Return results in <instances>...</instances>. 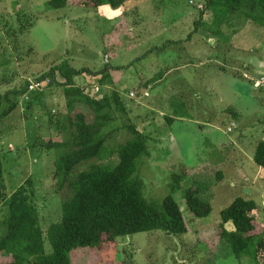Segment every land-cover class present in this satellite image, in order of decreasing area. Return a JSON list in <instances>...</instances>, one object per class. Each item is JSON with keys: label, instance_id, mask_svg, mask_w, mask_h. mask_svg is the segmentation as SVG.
Returning a JSON list of instances; mask_svg holds the SVG:
<instances>
[{"label": "rangeland", "instance_id": "rangeland-1", "mask_svg": "<svg viewBox=\"0 0 264 264\" xmlns=\"http://www.w3.org/2000/svg\"><path fill=\"white\" fill-rule=\"evenodd\" d=\"M47 1L0 0V94L19 88L21 82L37 78L60 63L95 73L104 69L108 62L103 55H109L110 67H120L124 74H116V83L105 85L107 88L103 86L101 92H118L130 111L132 124L148 136L150 156L141 161L137 172L143 182V195L150 202L160 203L170 194L188 230L181 236L153 231L118 238L114 250L109 248L110 245L95 251L78 248L73 253L72 264H255L248 257L236 258L221 240L219 214L234 201L253 203L258 218L254 221L252 234L264 239V181H259L260 169L255 163L257 171L256 167L244 168L248 178L245 182L242 175L240 177L237 172L229 170L232 165L225 163L222 167L220 161L222 157H228L226 148L246 146L247 149L264 138V126L260 127L263 124L253 120V117L263 119L264 116V106L260 108L255 100L260 96L264 101V83L261 88L258 85L264 75L258 69H251L252 73L246 76L251 78L243 83L238 81L236 85L228 68L223 72L209 62L200 68L194 61L197 83H192L188 89L168 84L157 95L159 101L169 99L173 106L169 104L171 111L181 106L178 109L182 115L180 120L169 125L163 120L155 122L158 113H151V108L146 106L151 105L150 101L159 88L154 87L146 106L139 107L129 97L130 92L136 94L129 80L142 74L145 78L152 77L177 63L183 65L184 59L178 58L187 45L183 47L174 41H181L189 35L193 29V13L202 8L203 0H150L139 4L137 9L130 0L122 10L109 6H101L99 10L74 7L52 10L45 6ZM16 10L21 13L17 15ZM206 20L208 24L212 20L208 11ZM20 26L24 29L18 33ZM163 27L166 29L160 32ZM261 30L235 13L228 23L222 25L221 32L241 43L249 65V59L253 62L257 54L263 55L264 30ZM199 34L195 46L203 50L209 42L206 38L211 37L204 30ZM220 38L217 34L214 39L221 42ZM199 52L202 51L196 50ZM219 61L215 60V63ZM248 65L246 74L250 72ZM169 72L176 76L173 69ZM86 77L82 76L85 85L97 87V81ZM183 77L189 78L190 74L184 72ZM117 78L122 79L118 81ZM233 79L237 81L234 76ZM56 82H61L58 76ZM44 89L40 98L29 100V105L22 98L18 99L14 112L0 121V159L7 195L28 176L35 180L40 224L46 229L58 219L59 203L65 192L55 193L53 179L47 176L49 158L56 156V151L42 152L40 143L56 136L48 123L47 112L60 124H65L63 117L67 111L59 87ZM87 92L93 93V87ZM183 94L187 99L183 100ZM186 100L194 105L188 107ZM153 102L160 107L157 101ZM225 106L240 113L237 129L231 127V119L234 121L236 117L228 118L221 113L220 107ZM80 108L88 115L84 107ZM147 121L152 125L147 126ZM112 127L114 131L106 145L113 149L124 143L129 134L120 128V122ZM59 136L66 138L64 132ZM80 167L77 168L83 169ZM182 174L183 181L176 182L175 179ZM187 188L197 190L210 204L211 212L206 218L195 219L188 213L183 199ZM224 227L228 231L233 229L229 222ZM2 235L3 230L0 237Z\"/></svg>", "mask_w": 264, "mask_h": 264}, {"label": "trees", "instance_id": "trees-1", "mask_svg": "<svg viewBox=\"0 0 264 264\" xmlns=\"http://www.w3.org/2000/svg\"><path fill=\"white\" fill-rule=\"evenodd\" d=\"M128 1L48 0L44 4L52 10L67 7L97 9L100 6L121 9ZM202 3L188 37L200 29L217 32L235 13L264 29V0H203ZM207 11L211 13L212 20L205 25L203 21ZM17 12V15L21 13ZM23 29L20 26L18 33ZM108 70L104 67L91 73L84 68L77 70L60 63L41 76L33 77L40 81L47 78L49 84L44 88L59 87L67 111L63 117L65 124H60L47 112L48 123L56 136L40 143L42 152L56 151V156L49 158L47 176L53 179L55 193L65 192V197L59 203L58 219L43 229L36 202L35 180L28 176L7 195L0 159V231L3 230L0 264H72L73 253L78 248L95 251L110 245L109 248L114 250L118 238L153 231L181 236L188 231L184 217L170 194L160 203L150 202L143 195V182L137 172L141 161L150 156L148 136L132 124L118 92H101V87L112 83ZM84 74L100 77L96 80L100 88L97 94L87 92L91 85L82 82ZM57 76L61 82H56ZM27 80L21 82L19 88L0 94V121L14 112L18 99L29 102L31 98L42 96L43 90L26 93ZM156 80L157 76H154L143 82L144 89L149 90L148 85ZM137 95L134 93V97ZM80 106L87 110L88 115ZM116 122H120V128L126 130L129 137L112 149L106 143L114 131L111 125ZM61 132H64L65 139L59 136ZM253 161L264 168V141L256 145ZM80 166L83 169L77 168ZM183 179L184 174L175 180ZM183 199L188 213L195 219H203L210 214V204L197 190L185 189ZM256 218L257 209L253 203L234 201L219 214V233L236 258L248 257L255 264H264V239L252 234ZM227 222L233 228L231 231L225 230Z\"/></svg>", "mask_w": 264, "mask_h": 264}, {"label": "crops", "instance_id": "crops-1", "mask_svg": "<svg viewBox=\"0 0 264 264\" xmlns=\"http://www.w3.org/2000/svg\"><path fill=\"white\" fill-rule=\"evenodd\" d=\"M133 1H134V5H135L134 9H137L139 7V4L144 3L146 1H150V0H133ZM100 7H98L97 9L99 10ZM121 10H122V8H121ZM232 15H234V14H232ZM232 15H230L228 17V19L225 21V23H228V21ZM196 17H197L196 12H194L193 16H192L193 23L195 22V19H197ZM203 23L205 25H208L207 20H204ZM225 23H223V24H225ZM160 24H162V22H160ZM222 25L219 27L220 30L218 29L217 32H211L210 33L209 31L204 30L205 32L208 33V36H210L211 38H206V40H209V42L206 43V40H205L206 45H205L204 49L203 50L200 49L202 52L196 53V50H198V51H200V50L198 49L197 46H195V44L197 43V40L199 38L197 35H200L199 31H201L203 29L198 30L195 34H192V36H190V37H188V34H187L186 38L181 40V41H174L175 43H178L179 45H182L183 47L185 45H187V47L184 50H181L179 58H178V59H181V58L184 59L183 65L178 66L177 65L178 63H177L174 65V67H165L160 72V74L157 73V74L153 75L152 77L157 76V80L153 84L148 85L150 87V89L149 90L146 89L147 94H148L147 97H143V95H142V93L145 91V89L143 87V82H145L146 80H148L152 77L145 78V77H143V74H142V75L138 76L137 78L135 77V78H132L131 80H129L133 85V90H134L133 92H137V94H138L137 98H134L135 105L144 108L147 104L146 103L147 99L150 97V91L154 87H156V88L158 87L159 90H158L157 94H155L153 99H151V101H150L151 105L146 106L148 108H151L150 109L151 113H155V112L158 113L159 116L156 114L157 116L154 117L155 122L159 121V123H160V120H163L166 124L169 125L175 120H180L182 115L178 112V109L181 106L178 105L177 110L171 111L172 105L169 103V99H166V100L160 99L161 101H159V99H157V95L160 94V92H163L162 88H164L168 84L174 85L175 87L179 86L181 89H182V87H185L186 89H188L192 85V83H197L199 81V79L198 80L196 79L198 76L194 77V75L196 73V70L194 67V63H195L194 61L198 62V65L200 66V68L208 65L207 62H209L210 64H214L217 68H219L223 72H226L225 70L228 68L230 70L229 73L232 75V80L234 81V83L236 85L239 84L238 81H241L243 83V82H245V79L249 80L251 78V77L246 78V76H248L249 74L252 73L251 69H258V72L260 74L264 75V52H263L262 56H261V54H257L256 57H254L253 62H251L250 61L251 59H249V65H248V63L246 61L247 58H245V55H244V48L240 47L241 43L239 44L236 39H235V41H233V39H230L228 34L222 33L221 32ZM164 29H166V27L165 28L163 27V29L160 32H163ZM261 29L264 30L263 28H261ZM217 34H218V36H221V38H220L221 42H217L214 39V38H217ZM215 35H216V37H215ZM136 38L137 37H135V39ZM172 42L173 41H167V43H172ZM195 47H197V49ZM104 58L106 60H108L105 67L110 69L111 80H112V82L116 83V79H115L116 74L120 75V74H124V73L120 67H117V66H114V67L111 66L110 67L109 55L104 54L103 59ZM215 60H221L222 64L219 65L221 61L215 63ZM247 65H248V67H250V70H249L250 72L246 74L245 69H246ZM169 69H173V71L176 73V76H175V74L169 72ZM191 69H193L194 72H192ZM260 70H263V72ZM184 72L189 73L190 77L189 78L183 77ZM85 76H87L86 77L87 79H92V80L94 79L95 82L98 78H100L99 76L91 78L92 76L84 74V77ZM233 76L237 78L236 82L233 79ZM202 78H203V76H202ZM263 78L264 77L262 76V79ZM121 79L122 78H117L118 81H120ZM91 86L95 87V85H91ZM204 86H206V85H204ZM241 86L243 87L244 84H241ZM92 87H90V88H92ZM261 87L262 86H260V88ZM104 88H107V87L104 86ZM101 90H102V87H101ZM99 91H100V88H99ZM182 97H183V100L187 99L184 96V94ZM153 100L157 101L158 105L160 107H158L153 102ZM255 100L257 101L258 106L260 108L264 106V101L260 100V96L255 97ZM186 101H187L186 104L188 107L194 105L192 102H189L188 100H186ZM169 104L171 106H169ZM156 107H158V108H156ZM153 108H156V109L153 110ZM220 108H221L220 109L221 113H223L228 118L236 117V119L234 121H233V118L231 119V121L234 125H236V126H234V129H237L239 127V125L237 123V116L240 117V113H236V112H232V111L226 112V110H228V109L231 110L230 106H225V107H220ZM129 113H130V111H129ZM253 120H254V123L256 121H258L259 123L263 124V125H260V127L264 126V116H263V119L257 118V116L253 117ZM150 123H151V121H147V126H149ZM151 125H152V123H151ZM253 127H255V126H253ZM260 141H264V138ZM157 142L160 144V141L157 140ZM255 144H254V146H255ZM254 146L252 145V147H249L247 149H245L246 146H240V147L231 146L230 148H226L225 154L228 157H226V158L222 157L221 158V161H220V162H222L221 166L225 163L232 165L233 169L231 168L229 170H233V171L237 172V174H239L240 177L242 175L244 177L243 181H245V182L248 181L247 180L248 178H246V173L244 172L245 171L244 168H247V167H249V168L254 167L255 168L256 167L254 164V161H253V154L255 151ZM215 154L218 157V155H219L218 151L215 152ZM215 160H218V159L215 158ZM258 169H260V174H261V178H259V181L263 182L264 176L262 175V171H264V168L258 167ZM258 169H257V167L255 168L256 171Z\"/></svg>", "mask_w": 264, "mask_h": 264}, {"label": "built area", "instance_id": "built-area-1", "mask_svg": "<svg viewBox=\"0 0 264 264\" xmlns=\"http://www.w3.org/2000/svg\"><path fill=\"white\" fill-rule=\"evenodd\" d=\"M263 83H264V79H261L260 81H258V85L259 86H262L263 85ZM49 84V80L46 78V79H44V80H37V79H35V78H30V79H28L27 80V91H26V93H30V92H32V91H41V90H43L44 89V87L45 86H47ZM148 90V89H147ZM147 90H145L144 92H143V97H145V96H148V94H147ZM99 92V88L98 87H93V93L94 94H97ZM129 97H130V99H134L135 97H134V93H130L129 94ZM26 98V96H24V99ZM234 124L232 123L231 124V127L232 128H234ZM228 131H230V129H228Z\"/></svg>", "mask_w": 264, "mask_h": 264}]
</instances>
